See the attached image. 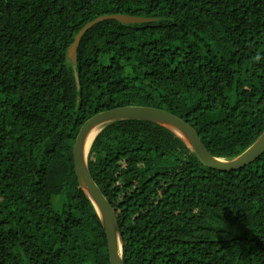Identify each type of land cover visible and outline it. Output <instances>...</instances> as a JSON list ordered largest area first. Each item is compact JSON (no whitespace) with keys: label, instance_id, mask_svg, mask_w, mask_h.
I'll list each match as a JSON object with an SVG mask.
<instances>
[{"label":"trees","instance_id":"trees-1","mask_svg":"<svg viewBox=\"0 0 264 264\" xmlns=\"http://www.w3.org/2000/svg\"><path fill=\"white\" fill-rule=\"evenodd\" d=\"M99 16L73 63L75 35ZM129 87L212 155H238L264 130V0H0V264H109L72 144L87 118L128 104ZM164 163L155 200L118 201ZM87 166L122 211L123 264L264 258V151L219 171L169 129L125 119L97 133Z\"/></svg>","mask_w":264,"mask_h":264},{"label":"water","instance_id":"water-1","mask_svg":"<svg viewBox=\"0 0 264 264\" xmlns=\"http://www.w3.org/2000/svg\"><path fill=\"white\" fill-rule=\"evenodd\" d=\"M108 16L114 17L122 22H139L147 20V18L134 17L123 14H113ZM105 17L106 16H99L94 20L88 22L75 35L74 41L71 43L67 51V56L73 63H75L76 61V47L82 33L94 22ZM125 119L150 121L169 129L179 138V140L184 143L186 147H188L195 153L197 158L203 164L219 171L236 170L250 163L264 151L263 130L260 135L238 155L231 158L214 156L207 150L194 127H192L189 123H187L184 119L177 116L176 114L154 106L124 104L111 109L97 112L87 118L80 126L72 144L73 166L78 185L86 193L88 199L93 205V208L103 228L106 239L109 264H123L122 236L120 225L111 204L102 194L100 188L91 177L87 166V153L84 152V144L86 134L94 126L102 125V127L100 128L101 130L106 124L110 122ZM172 127L182 132L184 136L182 137L177 134L172 129ZM100 130H98V132ZM259 264H264V258Z\"/></svg>","mask_w":264,"mask_h":264},{"label":"rangeland","instance_id":"rangeland-1","mask_svg":"<svg viewBox=\"0 0 264 264\" xmlns=\"http://www.w3.org/2000/svg\"><path fill=\"white\" fill-rule=\"evenodd\" d=\"M134 92H135L134 88H131V87H129V89L125 91L126 96H128V99H127L128 104H132L131 97L134 95ZM98 146H99L98 144L94 145L95 150L96 148L99 149ZM88 151L89 149L86 152L87 155H88ZM161 172L162 174L163 173L170 174L172 170L169 169L166 163L160 164L154 167L151 175L146 177L143 181L137 183L134 187L130 188L127 192H124L123 195L119 197L118 201L125 202L126 200H130V198H131V201H134L133 199L136 198L138 200L137 205L141 207V206H144V200L146 202L155 200L154 195L160 193L162 188L165 186V183H162L164 179L161 177L163 175H160ZM130 210L132 211L133 209H130ZM115 211L116 213H118V215L120 214V218H121L122 211H118L117 209ZM127 221L130 222V218H127Z\"/></svg>","mask_w":264,"mask_h":264},{"label":"bare ground","instance_id":"bare-ground-1","mask_svg":"<svg viewBox=\"0 0 264 264\" xmlns=\"http://www.w3.org/2000/svg\"><path fill=\"white\" fill-rule=\"evenodd\" d=\"M102 127V125H97L94 126L87 134H86V138H85V144H84V152L86 153L88 150L89 145L91 144L93 138L95 137V135L97 134L98 130H100V128ZM172 129L179 134L180 136H184L182 132H180L179 130L175 129L174 127H172Z\"/></svg>","mask_w":264,"mask_h":264},{"label":"clouds","instance_id":"clouds-1","mask_svg":"<svg viewBox=\"0 0 264 264\" xmlns=\"http://www.w3.org/2000/svg\"><path fill=\"white\" fill-rule=\"evenodd\" d=\"M107 199V198H106ZM113 208V207H112ZM115 211V210H114ZM115 213H116V211H115ZM116 217H117V219H118V222H120V217L116 214Z\"/></svg>","mask_w":264,"mask_h":264}]
</instances>
